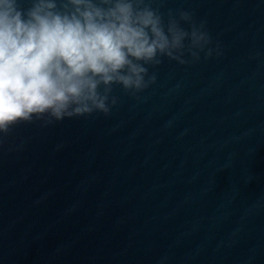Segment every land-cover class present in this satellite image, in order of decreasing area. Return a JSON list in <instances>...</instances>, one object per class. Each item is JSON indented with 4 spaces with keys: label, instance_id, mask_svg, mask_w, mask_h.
Instances as JSON below:
<instances>
[{
    "label": "water",
    "instance_id": "95a60500",
    "mask_svg": "<svg viewBox=\"0 0 264 264\" xmlns=\"http://www.w3.org/2000/svg\"><path fill=\"white\" fill-rule=\"evenodd\" d=\"M152 6L211 43L107 115L0 136V264H264V0Z\"/></svg>",
    "mask_w": 264,
    "mask_h": 264
},
{
    "label": "clouds",
    "instance_id": "9594fccd",
    "mask_svg": "<svg viewBox=\"0 0 264 264\" xmlns=\"http://www.w3.org/2000/svg\"><path fill=\"white\" fill-rule=\"evenodd\" d=\"M152 4L0 0V136L22 123L107 115L114 86L136 95L163 58L198 60L211 43L204 25L184 11L165 19Z\"/></svg>",
    "mask_w": 264,
    "mask_h": 264
}]
</instances>
